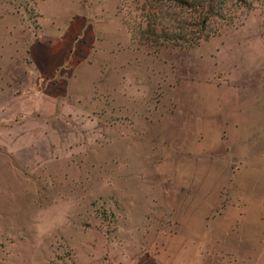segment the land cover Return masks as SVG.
Here are the masks:
<instances>
[{
	"label": "rangeland",
	"instance_id": "374dc122",
	"mask_svg": "<svg viewBox=\"0 0 264 264\" xmlns=\"http://www.w3.org/2000/svg\"><path fill=\"white\" fill-rule=\"evenodd\" d=\"M218 6L0 0V264H264V0ZM26 42L77 80L13 117Z\"/></svg>",
	"mask_w": 264,
	"mask_h": 264
},
{
	"label": "crops",
	"instance_id": "0c3cea01",
	"mask_svg": "<svg viewBox=\"0 0 264 264\" xmlns=\"http://www.w3.org/2000/svg\"><path fill=\"white\" fill-rule=\"evenodd\" d=\"M24 46L25 48L23 49V53H25V56L28 58L32 65V69L28 71V74H30L31 77L26 78V80L22 83L23 85H26L25 90H22V92H20L18 95H10L7 97V100H10V105L15 107V114L13 115V117L19 113H28L32 110H35L36 112L40 111L42 102L40 100V97H38V93L40 89L45 88L46 78L56 77L60 81L65 80L66 83H71L77 80V78L74 77V74L68 76L67 78H63L64 75L61 72L60 68H58V64L60 65L61 63H68L69 67L76 68L77 62L73 61V63H69L67 62V58L60 62L56 61L54 59V55L55 53H57L58 48H55L53 50H51L50 48L46 49L45 47L44 49L38 48V46H36L35 48L34 44H31L29 46L27 45V42L24 44ZM65 55L67 56L69 54L65 53ZM7 64L8 63L5 61H0V71L2 70V67ZM10 120L13 121L12 118ZM152 264L156 263L152 261Z\"/></svg>",
	"mask_w": 264,
	"mask_h": 264
},
{
	"label": "trees",
	"instance_id": "16d2710c",
	"mask_svg": "<svg viewBox=\"0 0 264 264\" xmlns=\"http://www.w3.org/2000/svg\"><path fill=\"white\" fill-rule=\"evenodd\" d=\"M169 2L178 5L181 9L191 10L190 12L194 15V19L198 18L200 20V18H202L199 23L200 25H191L187 23L182 25L176 21L177 18L175 14L169 16L163 14L161 17L160 14L157 16L156 13L154 20L157 18V21H152V34L154 36H161L160 34H155L158 29L163 28L160 32L168 34V28H170L171 32L169 36L171 41L179 42V44L181 42V44L184 43L187 46L197 45L200 41H205L216 34V31L212 32L208 30L209 26L210 28L214 27L213 24L215 20H223L221 14L224 9L219 6L217 7V0H169ZM165 19H171L172 22L167 25ZM195 28H197L196 30L199 29L202 33L199 37H193L194 33L191 30Z\"/></svg>",
	"mask_w": 264,
	"mask_h": 264
}]
</instances>
